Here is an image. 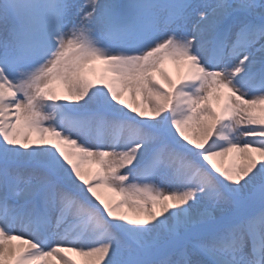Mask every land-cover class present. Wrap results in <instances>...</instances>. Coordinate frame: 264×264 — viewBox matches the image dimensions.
Instances as JSON below:
<instances>
[{"label":"snow or ice","instance_id":"obj_1","mask_svg":"<svg viewBox=\"0 0 264 264\" xmlns=\"http://www.w3.org/2000/svg\"><path fill=\"white\" fill-rule=\"evenodd\" d=\"M0 264H264V0H0Z\"/></svg>","mask_w":264,"mask_h":264},{"label":"bare ground","instance_id":"obj_2","mask_svg":"<svg viewBox=\"0 0 264 264\" xmlns=\"http://www.w3.org/2000/svg\"><path fill=\"white\" fill-rule=\"evenodd\" d=\"M90 165L91 164H88V165L85 166L86 170H89L90 169L92 171L93 168ZM102 191H105L106 192L107 190H102Z\"/></svg>","mask_w":264,"mask_h":264},{"label":"rangeland","instance_id":"obj_3","mask_svg":"<svg viewBox=\"0 0 264 264\" xmlns=\"http://www.w3.org/2000/svg\"><path fill=\"white\" fill-rule=\"evenodd\" d=\"M91 167L93 168V169H92V171H95V170H96V168H97V166H96V165H94V164H93Z\"/></svg>","mask_w":264,"mask_h":264}]
</instances>
